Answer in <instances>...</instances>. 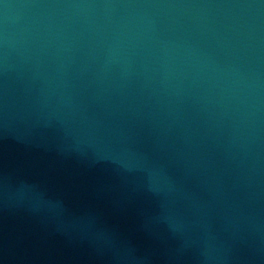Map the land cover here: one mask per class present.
<instances>
[{"label":"water","instance_id":"95a60500","mask_svg":"<svg viewBox=\"0 0 264 264\" xmlns=\"http://www.w3.org/2000/svg\"><path fill=\"white\" fill-rule=\"evenodd\" d=\"M0 264H264V0H0Z\"/></svg>","mask_w":264,"mask_h":264}]
</instances>
